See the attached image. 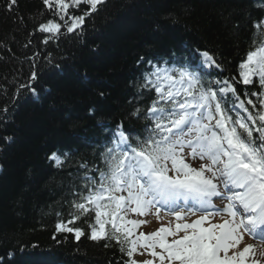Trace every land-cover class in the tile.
I'll return each instance as SVG.
<instances>
[{
    "label": "trees",
    "instance_id": "1",
    "mask_svg": "<svg viewBox=\"0 0 264 264\" xmlns=\"http://www.w3.org/2000/svg\"><path fill=\"white\" fill-rule=\"evenodd\" d=\"M6 2L0 0L3 264H122L114 241L89 238L94 212L76 221L85 231L79 240L56 231V223L75 212L73 193L80 191L85 170L80 164L103 167L105 151L97 153L94 143L107 126L120 123L130 136L147 135L143 115L132 113L154 97L147 91L138 96L134 86L149 59L174 57L179 66L201 67L198 51L209 52L220 80L251 99L256 107L247 108L256 116L263 88L243 86L238 66L253 40L259 43L263 28L254 25L264 14V0H104L96 10L66 0L65 20L84 16L71 33L43 0H18L11 12ZM48 20L62 25L54 36L38 31ZM55 151L69 153L58 167L48 161Z\"/></svg>",
    "mask_w": 264,
    "mask_h": 264
},
{
    "label": "snow or ice",
    "instance_id": "2",
    "mask_svg": "<svg viewBox=\"0 0 264 264\" xmlns=\"http://www.w3.org/2000/svg\"><path fill=\"white\" fill-rule=\"evenodd\" d=\"M82 2L96 10L104 0H71L72 6ZM43 4L64 21L69 33L84 21V16H70L71 23L65 20L70 7L66 0H43ZM5 7L13 11L18 0H7ZM262 25L264 21L254 26L262 29ZM61 27L48 20L38 31L54 36ZM258 36L259 43L253 40V48L240 64V76L245 85L258 77L264 88V30ZM201 55V67H220L207 51ZM170 63L164 58L147 60L149 69L134 85L140 97L145 91L155 93L146 110L137 107L132 113L151 122L147 135L131 137L118 126L113 146L101 154L103 167L80 164L85 183L73 193L75 212L69 220L57 222L56 231L72 233L79 240L85 231L76 221L94 212L89 238L114 241L124 257L122 264H262L264 251L259 258L249 259L254 245L244 244V235L264 239V111L254 117L240 101L239 107L248 115L234 118L223 103L225 93H236L227 80H207L205 73L190 70L187 64ZM36 78L32 72L30 79ZM247 104L256 107L251 99ZM50 159L57 165L64 163L56 153ZM196 161L198 167L193 166ZM89 171L98 175L89 176ZM213 198L222 206L217 207ZM189 202L192 215L198 210L202 214L186 223L181 205ZM162 209L175 218L174 226L172 220L163 223ZM130 214L144 219H127ZM149 216L160 226L138 231L153 223ZM217 216L219 223L213 222Z\"/></svg>",
    "mask_w": 264,
    "mask_h": 264
},
{
    "label": "rangeland",
    "instance_id": "3",
    "mask_svg": "<svg viewBox=\"0 0 264 264\" xmlns=\"http://www.w3.org/2000/svg\"><path fill=\"white\" fill-rule=\"evenodd\" d=\"M242 71V70H241ZM200 161H196L193 162V166L198 167L199 166ZM131 219H144V217H137L136 215L132 214L130 216ZM147 219L149 220H153V223L149 224L146 228L142 229V231H151L154 230L155 228L159 227L160 225L154 222V218L149 216L147 217ZM169 220H166L165 218H163V223H165V225H167V222ZM221 221V220H220ZM244 244H257V247L254 248V252L252 254H250L249 259H251L253 256L256 258L260 257V253L261 251H264V244L262 242H255L252 241L248 236L244 235ZM243 247V245L241 246V248ZM259 247H261V250H259ZM262 263H264V261H262Z\"/></svg>",
    "mask_w": 264,
    "mask_h": 264
},
{
    "label": "bare ground",
    "instance_id": "4",
    "mask_svg": "<svg viewBox=\"0 0 264 264\" xmlns=\"http://www.w3.org/2000/svg\"><path fill=\"white\" fill-rule=\"evenodd\" d=\"M194 69H196V70H198L199 71V69L198 68H194ZM255 248V247H254ZM259 248H261V247H259Z\"/></svg>",
    "mask_w": 264,
    "mask_h": 264
}]
</instances>
